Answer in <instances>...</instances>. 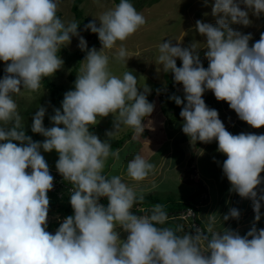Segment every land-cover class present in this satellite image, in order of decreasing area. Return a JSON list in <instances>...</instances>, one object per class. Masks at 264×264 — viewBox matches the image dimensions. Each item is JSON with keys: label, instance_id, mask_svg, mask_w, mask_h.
I'll return each mask as SVG.
<instances>
[{"label": "clouds", "instance_id": "1", "mask_svg": "<svg viewBox=\"0 0 264 264\" xmlns=\"http://www.w3.org/2000/svg\"><path fill=\"white\" fill-rule=\"evenodd\" d=\"M59 3L0 0V61L5 65L0 78V121L11 125L0 127V264H264V228L256 226L264 207V133L229 132L218 110L203 99L205 92L211 91L239 120L253 129L264 127V33L250 44L252 33L231 27L251 26L250 16L264 15V0H214L211 15L215 24L196 21L195 30L206 44L203 57L207 68L194 44L182 47L167 40L158 46L156 63L172 74L175 84L183 86L182 97H169L181 107V131L190 144L217 143L216 151L226 159L221 162L213 157V162L230 183L229 191L250 200L254 212L255 222L243 235L236 226L215 231L210 224V238L196 221L194 206L175 214L179 220L191 219L195 232L177 235L184 231L183 225L175 230L157 227L172 219L173 213L167 214L161 204L146 208L137 204L144 199L143 192L138 194L136 186L124 182L120 175H104L107 159L118 160L119 151H112L108 140L89 130L98 117L110 114L112 130L105 132L109 139L122 126L135 135L145 130L142 121L155 108L148 100L152 89L148 85L138 88L132 70L122 77L111 74L109 56L104 54V49H112L117 41H125L144 26V15L130 0H120L99 16V26L95 20L84 25L83 31L97 34L102 46L98 51L88 47L77 22L65 24L57 17ZM72 37L78 38L79 49L86 53L82 66L60 108L53 107L54 114L49 116L52 126L44 125L46 106L40 105L32 115L31 132L44 137L34 141L26 135L13 94L38 91L42 79L61 70L64 61L57 52L70 44ZM127 57L121 44L115 58L124 61ZM41 150H55L57 172L73 185H63V190L70 188L73 214L60 221L54 234L47 230L48 192L54 191L57 180ZM154 168L136 154L127 162L126 175L140 182ZM195 185L202 186L200 182ZM208 204L202 201V208ZM240 215L237 207H229L222 219L234 225L232 220L238 221ZM121 232L126 238L121 239Z\"/></svg>", "mask_w": 264, "mask_h": 264}, {"label": "rangeland", "instance_id": "2", "mask_svg": "<svg viewBox=\"0 0 264 264\" xmlns=\"http://www.w3.org/2000/svg\"><path fill=\"white\" fill-rule=\"evenodd\" d=\"M73 2L74 0H60L56 15L65 24L75 21L79 25V19L71 10ZM213 3L214 0H207V4H205V0H143V2H139L133 6L138 12L144 15L146 24L125 41H117L112 49H104V54L109 56V72L118 77H122L124 72L132 70L138 79V88L142 90L148 85L152 89L151 94L148 96V100L149 102L155 103V108L153 113L149 117H145L142 121V123L145 124V130L142 134L135 135L131 128L122 126L118 133L110 138L117 140L125 136L121 146L114 149V151H119V159L117 160L110 156L105 163L103 174L109 177L120 175L124 182L130 186H136L138 194L143 192L146 197L151 194H159V196L166 198L172 194L176 197V200H185L191 203L196 208V217L200 220L202 228H206L207 231L210 224L215 231H223L225 227L230 226L232 228V226H236L234 229H238L243 235L255 222L251 201L242 199L235 192L229 191L231 185L227 178L224 180L226 185L222 183L224 178L223 174H221V179L219 180L211 176L213 169L208 166L211 164L210 161H212L213 157L221 162L226 159L223 154L216 151L217 143L215 141L202 148L201 143L190 144L189 139L179 144L180 139L186 137L184 134V136L178 139V135H182L183 133L181 131L182 118L179 116L181 108L175 110L172 107L173 100H170L169 97L178 94L182 97L183 86L177 85L174 82L172 85H169L167 83L168 78L166 73L163 72L162 66L156 63L157 57L160 54L158 46L163 42H167V40L173 41V44L179 43L182 47L194 44L196 50L201 55L202 62H207L203 57V52L206 50L204 37L200 36L195 30V23L197 20H201L203 22L215 24V18L211 15ZM79 6L83 16L89 17L91 21L95 20L97 26H99V16L104 11L115 7V3L113 0H80ZM250 19L253 20V24L249 27L236 24L231 25V27L243 33H252L253 39L250 41L251 44L259 40L260 34L264 33V15L260 18L250 16ZM78 31L80 30L78 29ZM80 34L83 35L81 31ZM84 38L89 48L95 47L98 51L101 49L102 46L100 42L96 41L94 37L87 38L84 36ZM78 43V38L72 37L70 44L67 45L66 43L61 46V50L57 52V55L64 61L63 68L58 70L52 77L42 79L38 91L28 92L22 90L21 93L13 94V99L18 105L17 111L21 116V123L25 125L24 130L31 129L32 115L40 105L47 107L52 103V87L55 88L59 96V100L56 101L53 106L55 108H60L64 93L73 89L76 74L82 66L80 62L83 61L86 55L85 52L79 49ZM121 44H123L128 52V57L124 61H118L115 58L116 52ZM177 64L181 66L179 59H177ZM4 67V62L0 61V72ZM46 81L49 82V86L45 85ZM158 89L160 90L159 94L157 93ZM203 99L210 108L218 110L220 119L225 123L226 129L229 132L233 134H239L240 132L264 133V127L253 129L245 122L239 120L236 113L229 108L228 104L224 101H217L211 91L205 92ZM53 107L51 113L44 120L45 127L52 126L49 121V116L54 114ZM225 108L228 110H222ZM10 126V124L5 125L4 122L0 121V127ZM112 126L113 116L110 114L105 118L98 117L96 125L90 126L89 130L98 135L101 140L106 139L109 142L110 139L105 137V132L112 130ZM164 126L169 133L165 132ZM33 140L43 141L44 137L37 134ZM178 145L182 146V149H184L183 153L188 155L187 158L189 157L181 166H177L175 161L179 156L173 150L174 146ZM156 148L159 153L155 154L152 160L149 161L155 165L154 170L143 181L136 182L131 180L126 175L127 162L133 159L136 154H140L148 160V157L156 152ZM161 149L167 150V152L171 154L175 153L171 157L173 159L170 160V162H162V159H159L158 156L166 152ZM41 154L45 157L50 171L58 173L55 167L58 154L55 150L50 153L41 150ZM198 154H202L199 156L197 164L200 171L199 176L197 168L192 165L194 162L190 160V157L194 159ZM162 157L164 158L165 156L163 155ZM219 169L222 171L221 167H219ZM202 172L213 178V180L208 178L207 187L195 185L196 182L201 181V178H204L201 175ZM261 175L264 176V173H261ZM53 177L54 179L56 178V176ZM59 182V179L58 182H55L53 186V188H55L54 191L51 190L48 192V197L50 199L48 226L52 229L53 234L59 227L60 221L66 217L62 216L63 214L61 211L57 210L58 206L64 203L61 198L64 186L59 184ZM153 183H155V190L151 191ZM69 184L73 187L70 181ZM142 187L149 188L144 189ZM159 187H169V191H163V189L159 190ZM261 187H264V185H261ZM221 189L225 191L226 195L220 194ZM104 200L107 201L106 198H104ZM205 200H207L210 205L213 204V206L217 208L214 214L210 213V211L208 212L211 207H206L205 210L202 208V201ZM137 202L139 204L144 203L139 200ZM229 207H237L241 212L238 221L232 220L231 223H234V225H225L222 219V214L226 213ZM218 209H222V211L219 212ZM68 213H73L70 204ZM135 213L142 214L143 211L136 210ZM261 213V219L256 224L258 228H264V207L261 208ZM186 219H188V217ZM190 221L192 222L191 219L183 221L172 218L166 222V225L167 227L183 225L186 230L181 233V235H184L185 233H192L197 230L196 224L193 225L195 230L192 229V223ZM242 221H247V223L242 224ZM187 229H190V232H188ZM116 230L120 231L119 225H117ZM209 235L211 237V232H209ZM124 238H126V234L121 232V239ZM201 248L203 251H207L206 244L203 242Z\"/></svg>", "mask_w": 264, "mask_h": 264}, {"label": "trees", "instance_id": "3", "mask_svg": "<svg viewBox=\"0 0 264 264\" xmlns=\"http://www.w3.org/2000/svg\"><path fill=\"white\" fill-rule=\"evenodd\" d=\"M113 2L115 3V5H117L120 2V0H113ZM139 2H143V0H130V3H132L133 5H136ZM79 3H80V0H74V2L72 3V6H71V10L75 13V16L79 19V25H80L79 26V30L81 31V33L85 37H87V38L94 37V39L96 41H99L97 34L92 33L90 30L89 31H83L84 25H86L87 23H89L91 20H90L89 17L83 16V13H82V11L80 9ZM180 63H181V61H180ZM203 65H204L205 68H207L208 62H204ZM177 66H179V65L177 64ZM3 75H4V71L2 70L0 72V78H2ZM166 76L168 78L167 83L169 85H172V83L174 81H173V77H172L171 73L170 72L166 73ZM45 85L49 86V82L46 81L45 82ZM178 95H180V94H178ZM210 96H212V95H210ZM51 97L53 98V101H52V103L50 105L47 106L48 111H47V113L45 115V118L51 113V109L54 106V104L56 103V101L59 100V98H58L59 96L57 95L56 90H55L54 87H52V90H51ZM172 107L175 110L178 109V108H181L180 106H177L174 101L172 103ZM45 118H44V120H45ZM25 132H26V135L31 136L32 139H34V137L37 135V134L32 133L31 132V129L25 130ZM124 137L125 136H123L121 139H117V140H113V139H110L109 140V143L111 145V150L112 151L114 149H116L117 147H120L121 146V143H122ZM50 174L52 176H56V180L57 181H58V179L60 180L59 184H61V185L69 184V181L63 180V178L60 176V174H56L55 172H52ZM153 185H155V183H153ZM68 188L69 187H67L66 189H64L63 190V193L61 195V198L63 200V201L62 200L61 201L64 202V203L60 204L58 206V208H57V210L58 211H61V213L63 214L62 216H66V217L73 214V213H68L69 212V204H70L69 203V197L71 195V193L69 191L70 188L69 189ZM175 198L176 197H174L172 194H171V196H167L166 198H163L162 196H159V194H151V195H148L147 197L144 196V199L142 200V202H144V203L143 204H140V205H145V208H146V207H149V206H146V205H152V207H153L156 204H161V205L164 206V211L167 214L173 213V216H174L173 218H177L178 219V217H176L175 211L180 210L182 208L190 207V206L193 207V205L191 203L185 201V200H176ZM66 202H68L69 204L66 203ZM103 202H107V201L103 199ZM136 203L139 204L138 202H136ZM133 211L135 212V209H133ZM150 211H151V209H148V213ZM168 220H169V218H168ZM196 221L201 224V222H200V220L198 218L196 219ZM227 223H225V225H228ZM156 226L157 227H167L166 223L163 224V225H156ZM171 228H173L175 230L176 227H171ZM183 229H184L183 232H185L186 228L183 227ZM192 229H194V226H192ZM47 230L49 232H52V229L49 226L47 227ZM189 230L190 229H187L188 232H190ZM201 230L203 232L207 233L208 237L210 238L209 232L206 230V228H204V227L202 228V224H201ZM183 232H178L177 235H181V233H183Z\"/></svg>", "mask_w": 264, "mask_h": 264}, {"label": "crops", "instance_id": "4", "mask_svg": "<svg viewBox=\"0 0 264 264\" xmlns=\"http://www.w3.org/2000/svg\"><path fill=\"white\" fill-rule=\"evenodd\" d=\"M223 110H228V109H223ZM158 127V126H157ZM227 128V127H226ZM164 129H165V132L166 133H169V131H167V129L165 128V126H164ZM181 136H184V134L182 133V135L180 134V135H178V139H179V137H181ZM186 139H188V137L186 136V137H184V138H182V139H180V141H179V144L180 143H183L184 142V140H186ZM207 144H201V148L202 147H204V146H206ZM184 148V147H183ZM168 149V148H167ZM162 150V149H161ZM173 150L176 152V154H178V158L176 159V164H177V166L178 165H182L185 161H186V159H188L187 158V156L188 155H186V153H183V150L184 149H182V146L181 145H178V146H174V148H173ZM155 151L156 152H154L152 155H150L149 157H148V162L149 161H151L152 160V158L155 156V154H157V153H159L158 152V150H157V148L155 149ZM162 151H166L165 153H161V154H163L165 157L163 158L162 156L163 155H159L158 157H159V159H162V162H170V160H172L173 158H171L175 153H173V154H171V153H169V152H167V150H162ZM178 152V153H177ZM165 154H167V155H165ZM200 155H202V154H198V156L196 157V158H194V159H191V157H190V160H191V162H194V163H192V165H194L195 166V168H197V170H198V176L200 175V171H199V168L197 167V164H198V158H199V156ZM156 161H157V158H156ZM190 162V161H189ZM160 163H161V161H160ZM210 163L211 164H209V168H212L213 169V171L211 172V176L212 177H216L218 180L219 179H221L220 178V176H221V174H222V171H220V169H219V166L217 165V163H214L213 162V159H212V161H210ZM156 164H159V163H156ZM175 165V164H174ZM204 178H206V179H204V178H201V181H200V183L204 186V187H207L208 185V178H210V179H212L213 180V178L212 177H210L209 175H205L203 172H202V174H201ZM226 179V177H224L223 178V180H222V183L224 184V185H226L225 183H224V180ZM142 188H144V189H148L149 187H142ZM189 188V187H188ZM187 188V189H188ZM219 188H220V186H219ZM161 189H163V191H169V187H159V190H161ZM152 190H155V187H151V191ZM221 191H222V193H221ZM221 191H220V194L221 195H226V193H225V191L224 190H222L221 189ZM208 206L209 207H211L210 208V213H212V214H214L215 213V211H216V209L217 208H215L214 206H213V204L212 205H210V204H208ZM218 211L219 212H221L222 211V209H218ZM238 230V229H237Z\"/></svg>", "mask_w": 264, "mask_h": 264}]
</instances>
